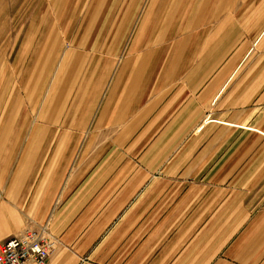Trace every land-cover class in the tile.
I'll return each mask as SVG.
<instances>
[{"label": "crops", "instance_id": "obj_1", "mask_svg": "<svg viewBox=\"0 0 264 264\" xmlns=\"http://www.w3.org/2000/svg\"><path fill=\"white\" fill-rule=\"evenodd\" d=\"M169 1L108 88L112 61L66 52L45 128L0 144V243L47 225L45 264H264V0Z\"/></svg>", "mask_w": 264, "mask_h": 264}, {"label": "rangeland", "instance_id": "obj_2", "mask_svg": "<svg viewBox=\"0 0 264 264\" xmlns=\"http://www.w3.org/2000/svg\"><path fill=\"white\" fill-rule=\"evenodd\" d=\"M161 2L0 0V133L8 131L0 144L28 145L34 138L26 132L45 128L44 103L61 73H68L61 68L66 52L89 51L112 61L108 88L146 46L143 25Z\"/></svg>", "mask_w": 264, "mask_h": 264}, {"label": "built area", "instance_id": "obj_3", "mask_svg": "<svg viewBox=\"0 0 264 264\" xmlns=\"http://www.w3.org/2000/svg\"><path fill=\"white\" fill-rule=\"evenodd\" d=\"M55 244L47 225L28 227L0 243V264H45Z\"/></svg>", "mask_w": 264, "mask_h": 264}]
</instances>
